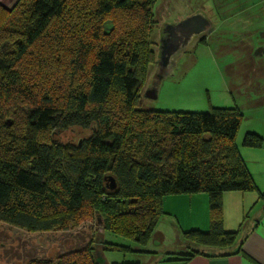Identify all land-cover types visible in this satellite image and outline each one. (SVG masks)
Instances as JSON below:
<instances>
[{
  "label": "trees",
  "instance_id": "1",
  "mask_svg": "<svg viewBox=\"0 0 264 264\" xmlns=\"http://www.w3.org/2000/svg\"><path fill=\"white\" fill-rule=\"evenodd\" d=\"M156 2L0 3V220L36 231L67 229L90 202L105 231L145 242L166 196L205 192L209 228L185 231L190 249L178 259L234 249L239 229L224 227L223 195L256 188L235 142L241 114L143 108L140 91L157 57L147 32ZM115 10L130 20L107 41L104 18ZM51 52L62 77L53 82ZM69 127L91 133L77 145L61 144L55 134ZM243 143L260 147L263 138L248 133ZM97 242L120 248L104 235ZM102 249L28 264H100Z\"/></svg>",
  "mask_w": 264,
  "mask_h": 264
},
{
  "label": "rangeland",
  "instance_id": "2",
  "mask_svg": "<svg viewBox=\"0 0 264 264\" xmlns=\"http://www.w3.org/2000/svg\"><path fill=\"white\" fill-rule=\"evenodd\" d=\"M242 2L243 0H157L152 8L154 21L147 30L154 41L152 47L158 55L160 27L178 23L198 7H205L212 13L216 10L220 13L235 12L239 7L242 8ZM253 13L246 31L240 36L208 34L178 56L172 68L163 76H160V72L155 68L156 63L149 64L147 79L140 93L143 108L149 110L208 112L213 108H236L241 114V122L235 142L247 168L253 173L252 176L262 181L264 51H261V56L260 52L251 46L252 32L264 29L262 6L254 7ZM131 18L133 19L132 16ZM129 20V14L118 10L107 14L103 23L108 31L106 40H114L117 35H122L123 27ZM65 54L66 52L61 57ZM46 57L48 64L53 66L51 76H47L48 80H59L62 77L55 73L58 65L55 66L53 52ZM90 133L91 131L80 127H69L56 133L55 138L61 144L77 145L78 141L86 139ZM248 133L260 135L263 145H244V138ZM176 195L186 199L179 201L171 197L165 201L164 213L145 242L105 231L101 223H98L99 218L90 202L76 212L67 229L36 231L0 220V264H28L32 258L57 260L62 255L77 258L91 256L88 248L102 249L103 244L97 241L103 238V235L108 243L120 245V248L103 249L104 258L109 264H154L159 259L165 262L166 259H163L167 251L190 249L183 245L184 232L199 227L198 217L197 220L194 219L195 211H199L197 216H201V210L206 207L204 212L207 213V218L209 216L208 201L204 206L203 203H198L195 209L194 201L189 200L191 194L169 196ZM263 203L264 198L261 197L253 207H246L245 219L251 220ZM199 229L204 230L201 227Z\"/></svg>",
  "mask_w": 264,
  "mask_h": 264
},
{
  "label": "crops",
  "instance_id": "3",
  "mask_svg": "<svg viewBox=\"0 0 264 264\" xmlns=\"http://www.w3.org/2000/svg\"><path fill=\"white\" fill-rule=\"evenodd\" d=\"M17 1L18 0H0V3L7 7H11ZM242 3V8L239 7V9H236L235 12L220 13L216 10V12H213V14L205 7L198 8L206 10L212 20L214 29L211 34L219 33L220 35L217 36L235 37L236 35L240 36L244 31H246L245 28L254 15V7L260 5L262 6L264 12V0H243ZM257 32L262 34L264 37V29L260 28L252 32L251 38L252 35ZM254 45L258 46L259 43L251 44L252 47H254ZM262 46L263 45L261 44L260 47ZM263 51L264 50H262V52ZM262 52H260L261 56ZM253 179L256 185L255 189L251 191H226L223 195L224 227L225 229L231 231L239 229L236 245L229 254L213 255L209 253L211 250L208 251L206 248L204 253H197L188 260H181L178 259V256H182L185 252V249H181L180 251L170 250L166 252L165 256L171 257H165L163 259H166L165 262H161L160 259L156 260L154 264H264V203L263 206L258 208L251 220L245 219L246 207H253L255 202H258L259 198H261L260 193H264V179L262 181L256 180L254 177ZM171 197L173 200L178 199L179 201H184V199H186L184 196L168 195L164 198L163 205L165 204V201L167 199H171ZM190 197L191 198H189V200H191V202L194 201L195 209L198 207V203H203L204 206V203L206 204L208 201L207 205L209 204L208 194L205 192L193 193L190 195ZM191 207L193 208V204ZM204 210L206 211V207H203V210H201V216H197L199 211H195L196 216L194 219L197 220L196 217H198V226L204 228V230H207L210 225V219L209 216L207 218V213L205 214ZM182 247L184 248L185 246ZM168 252H172V254H168ZM97 254L98 258L100 259L101 257L103 260L100 261V264H109L104 258L103 249L102 252H98Z\"/></svg>",
  "mask_w": 264,
  "mask_h": 264
},
{
  "label": "water",
  "instance_id": "4",
  "mask_svg": "<svg viewBox=\"0 0 264 264\" xmlns=\"http://www.w3.org/2000/svg\"><path fill=\"white\" fill-rule=\"evenodd\" d=\"M214 24L206 10L197 8L188 13L178 23L160 27L159 52L156 57L157 71L160 76L166 74L173 66L176 58L195 45L201 38L210 34ZM111 188L116 187V181L110 177ZM98 223H101L99 218ZM100 261H103L100 257Z\"/></svg>",
  "mask_w": 264,
  "mask_h": 264
},
{
  "label": "flooded vegetation",
  "instance_id": "5",
  "mask_svg": "<svg viewBox=\"0 0 264 264\" xmlns=\"http://www.w3.org/2000/svg\"><path fill=\"white\" fill-rule=\"evenodd\" d=\"M212 35H220L219 33H214V34H212ZM237 36H239V35H236L235 37H237ZM264 37H263V35L262 34H260L259 32H257V33H255V34H253L252 35V42L254 43V44H256V43H259V45L258 46H255L254 45V48L258 51V52H261L262 50H264V39H263ZM263 45L262 47H260V45Z\"/></svg>",
  "mask_w": 264,
  "mask_h": 264
}]
</instances>
